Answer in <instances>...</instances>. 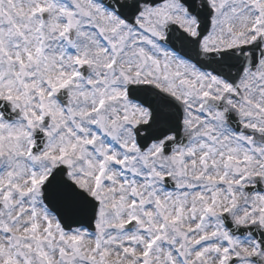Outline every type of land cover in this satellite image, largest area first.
Wrapping results in <instances>:
<instances>
[{"label": "snow or ice", "instance_id": "snow-or-ice-1", "mask_svg": "<svg viewBox=\"0 0 264 264\" xmlns=\"http://www.w3.org/2000/svg\"><path fill=\"white\" fill-rule=\"evenodd\" d=\"M0 264H264V0H0Z\"/></svg>", "mask_w": 264, "mask_h": 264}]
</instances>
